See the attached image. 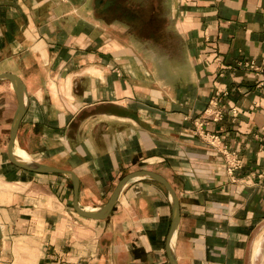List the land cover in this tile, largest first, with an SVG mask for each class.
I'll return each instance as SVG.
<instances>
[{"label": "crops", "instance_id": "crops-1", "mask_svg": "<svg viewBox=\"0 0 264 264\" xmlns=\"http://www.w3.org/2000/svg\"><path fill=\"white\" fill-rule=\"evenodd\" d=\"M163 3L172 57L131 30L135 19L105 32L92 0H0V75L24 86L14 149L72 172L83 210L128 175H159L179 204L176 264H264V0ZM214 92L222 119L200 128ZM17 105L0 79V264H169L165 188L134 178L104 219L80 217L68 176L9 162ZM222 152L242 161L233 176Z\"/></svg>", "mask_w": 264, "mask_h": 264}, {"label": "water", "instance_id": "water-1", "mask_svg": "<svg viewBox=\"0 0 264 264\" xmlns=\"http://www.w3.org/2000/svg\"><path fill=\"white\" fill-rule=\"evenodd\" d=\"M0 79H8L11 82L15 90V93L17 96V103H18L17 112H16V115L13 121V125H12L10 136H9V142L7 145V156H8L9 162L16 168H19L24 171L32 172V173L63 174V175L68 176L73 182L74 208H75L76 213L82 218L92 219V220H102L109 214V212L113 208L118 198L119 193L130 180L137 178V177H148L156 181L161 186H163L165 190L168 192L170 196L172 208H173V219H172L171 228L167 236V240H166V253H167L169 264H176L173 244H174V235H175L178 223H179V204H178L177 197L175 196L169 184L162 177L154 173H151V172L134 173V174L126 176L125 178H123V180H121V182L118 184L117 188L114 190L113 194L111 195L107 204L103 206L102 208H100L99 210L88 212V211H85L79 208L77 201H76L79 186H78L77 178L72 172H67V171H62V170L47 167V166H42L35 162H32V163L23 162L14 156L13 150H14L15 136H16L19 123L21 122L23 113H24V86L19 80V78L11 74H1Z\"/></svg>", "mask_w": 264, "mask_h": 264}, {"label": "rangeland", "instance_id": "rangeland-1", "mask_svg": "<svg viewBox=\"0 0 264 264\" xmlns=\"http://www.w3.org/2000/svg\"><path fill=\"white\" fill-rule=\"evenodd\" d=\"M108 1L109 6L101 9V4L105 5ZM97 2L98 5H96ZM110 2L112 3L110 4ZM92 4V18H95L96 14L104 20L103 24L106 28L102 27L105 32L108 30L110 19L119 18V20L126 21L135 19L131 24V30L134 29L135 33L140 32L142 34L144 28L145 38L149 39L148 46L153 52H165V55L172 57L179 50V39L174 36L167 23L162 20L166 17L163 0H92ZM160 56L162 57L164 54L161 53ZM164 73L167 75L170 72L167 69Z\"/></svg>", "mask_w": 264, "mask_h": 264}, {"label": "built area", "instance_id": "built-area-1", "mask_svg": "<svg viewBox=\"0 0 264 264\" xmlns=\"http://www.w3.org/2000/svg\"><path fill=\"white\" fill-rule=\"evenodd\" d=\"M253 69L252 66H250ZM223 94L220 92H214L211 96L208 108L205 110L203 118L197 122V126L204 127L206 120L209 119L213 122H218L222 119L224 108L221 104ZM225 171L229 176H233L239 172L242 168V161L239 156L233 152H222ZM264 176V173H263Z\"/></svg>", "mask_w": 264, "mask_h": 264}, {"label": "bare ground", "instance_id": "bare-ground-1", "mask_svg": "<svg viewBox=\"0 0 264 264\" xmlns=\"http://www.w3.org/2000/svg\"><path fill=\"white\" fill-rule=\"evenodd\" d=\"M13 154H14V156L17 158V159H19L20 161H23V162H30V163H32V161L30 160V158L29 157H26V155L22 152V151H20L18 148H15L14 150H13ZM85 211H88V212H90V210H85Z\"/></svg>", "mask_w": 264, "mask_h": 264}]
</instances>
